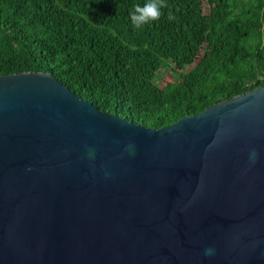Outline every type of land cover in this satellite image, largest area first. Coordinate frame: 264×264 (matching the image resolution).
I'll list each match as a JSON object with an SVG mask.
<instances>
[{"label":"water","instance_id":"1","mask_svg":"<svg viewBox=\"0 0 264 264\" xmlns=\"http://www.w3.org/2000/svg\"><path fill=\"white\" fill-rule=\"evenodd\" d=\"M0 264H264V84L151 128L0 76Z\"/></svg>","mask_w":264,"mask_h":264},{"label":"trees","instance_id":"2","mask_svg":"<svg viewBox=\"0 0 264 264\" xmlns=\"http://www.w3.org/2000/svg\"><path fill=\"white\" fill-rule=\"evenodd\" d=\"M144 2L0 0V76L49 72L151 128L264 84V0H162L159 20L134 28L128 13ZM162 70L179 72L169 88Z\"/></svg>","mask_w":264,"mask_h":264},{"label":"clouds","instance_id":"3","mask_svg":"<svg viewBox=\"0 0 264 264\" xmlns=\"http://www.w3.org/2000/svg\"><path fill=\"white\" fill-rule=\"evenodd\" d=\"M163 7L162 0H145L143 4H135L128 13L129 21L134 28H141L146 24L156 22L162 14ZM211 251V249H206L205 254L210 255Z\"/></svg>","mask_w":264,"mask_h":264},{"label":"rangeland","instance_id":"4","mask_svg":"<svg viewBox=\"0 0 264 264\" xmlns=\"http://www.w3.org/2000/svg\"><path fill=\"white\" fill-rule=\"evenodd\" d=\"M178 71L182 73L183 69L179 68ZM179 72L172 74V72H170L169 70L164 72L162 70L161 72L158 73V77H157L159 85L162 88H166V87L169 88L172 84H175L176 81L179 79Z\"/></svg>","mask_w":264,"mask_h":264}]
</instances>
